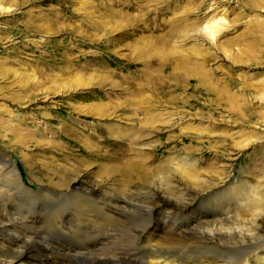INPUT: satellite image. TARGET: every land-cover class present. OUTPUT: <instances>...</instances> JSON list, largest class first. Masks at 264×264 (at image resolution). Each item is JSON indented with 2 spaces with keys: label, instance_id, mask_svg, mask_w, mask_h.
Masks as SVG:
<instances>
[{
  "label": "rangeland",
  "instance_id": "rangeland-1",
  "mask_svg": "<svg viewBox=\"0 0 264 264\" xmlns=\"http://www.w3.org/2000/svg\"><path fill=\"white\" fill-rule=\"evenodd\" d=\"M137 126L151 134L140 140V166L110 136L142 133ZM151 146L160 149L156 163L144 160ZM186 158L201 178L220 173L221 189L237 180L264 187V0H0V187L14 169L34 194L71 197L84 175L78 192L97 187L89 196L112 211L90 227L104 241L94 253L107 259L119 242L136 246L148 226L145 238L169 248L174 210L158 204L186 199L168 170ZM184 212L182 231L214 220L205 199ZM61 219L68 253L76 221ZM250 220L242 216L236 232H252ZM15 227L29 236L44 224ZM248 255L250 264L264 259L255 248Z\"/></svg>",
  "mask_w": 264,
  "mask_h": 264
},
{
  "label": "bare ground",
  "instance_id": "bare-ground-1",
  "mask_svg": "<svg viewBox=\"0 0 264 264\" xmlns=\"http://www.w3.org/2000/svg\"><path fill=\"white\" fill-rule=\"evenodd\" d=\"M138 131L142 133H110V136L116 139L120 137L119 139L124 141L121 144L122 154L135 157L131 163L134 166H140L138 165L140 161L138 163L136 157L139 156L140 159V156L146 154L145 151H147H143L142 145L139 144L141 138L151 136L150 133H143L140 127H138ZM132 136L133 138L129 139ZM87 139L86 141H88ZM105 144L111 146L113 142L108 141ZM148 152V160L147 158L144 159L146 163H156L160 156V149L151 146ZM162 157L164 156L162 155ZM181 159L171 160L173 166L171 163V166L167 164L168 170L169 168L173 169L172 171L176 175L173 177V187L183 193L186 199L184 200L180 195H176L175 199H165L158 204H168L174 210V218L168 226L169 228H166L170 232L171 245L169 248H161L156 242L152 244L145 238L150 229L148 226L141 233L139 232L137 245L134 244L136 246L130 244L129 241L130 246L127 244V240L125 245H123L124 241H122L123 244L119 242V245L116 246L117 249L115 248L113 253L114 257L102 258L94 251L104 241L100 237L95 236L97 234H93L94 232L90 231V227L91 225L94 226L97 220H110L108 212H106L110 208L104 203L100 206L93 196H89L90 193L92 194L93 191L97 190V187L87 188L88 196L78 192L84 186V175H80L73 180L75 189L72 188L73 190L70 191L71 197H64L62 193L56 192H52L50 195L41 192L34 194L25 188L20 176L13 169L12 179L2 182V187H0V245L5 247L2 255L0 254V258H5L3 259L5 264H24L30 259L43 264H180V261L188 263L200 262V264H250L249 262L247 263V258L246 262L242 260L244 256L248 255V251L250 252V250L255 248V254H264V246L256 248L264 239V235L260 234V232H264V187L249 190V188L238 185L237 180L225 190L221 189L220 173H215L214 176H209V174L207 176L206 174V178H201L200 171H197V166L194 162H191L192 160L186 158L188 163H185V158H183L184 160ZM162 165L163 162L159 163L158 168L162 167ZM126 166L123 167L125 168L124 170H126ZM11 167L12 165L9 163L4 165L5 170L12 169ZM121 167L120 169H122ZM122 172L124 171L122 170ZM211 173L213 174V172ZM184 175L189 176L186 182L184 181V178H186ZM202 175L204 174L202 173ZM82 191L85 192V190ZM154 196L161 198L162 193L157 194L156 192ZM204 199L207 204L210 203L211 215L214 220L207 221L204 225L202 224L203 227L198 229L197 226L193 227L194 229L187 227V231L186 229L182 231L183 228L181 229L179 226L180 214L184 211H189V206L193 202ZM189 200H192L191 203H189ZM158 205L155 204L154 207ZM154 207L148 211L149 216L153 214ZM109 212H112L111 209ZM244 215L250 216L249 225L253 231L242 235V233L236 232L234 227L238 225L240 218ZM64 216H71L76 222L70 224V228H77L74 232H71V235H74V245L76 246L68 253L64 252L69 246V243L64 242L65 236L69 234L63 230V222L65 221L61 218ZM34 221L43 222L44 227H40L29 236L13 234L12 230L16 228L15 225L24 227ZM164 225H166V222H164ZM207 227H209V230L206 229ZM56 236H64V238H56ZM80 238L81 240H79ZM131 239L135 238L131 237ZM230 243L233 244L230 245ZM242 247L246 248L243 253L242 250H237ZM168 252L172 253L171 257L164 256V259L155 258L156 261H150V257L161 256L164 253L168 254ZM56 260H60L58 261L59 263L55 262ZM255 260L260 264H264V259L262 258H256Z\"/></svg>",
  "mask_w": 264,
  "mask_h": 264
}]
</instances>
